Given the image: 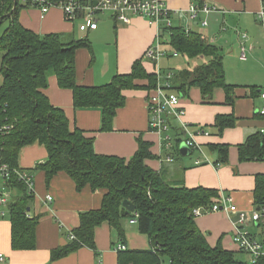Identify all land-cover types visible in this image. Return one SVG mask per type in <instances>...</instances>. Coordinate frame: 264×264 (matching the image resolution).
<instances>
[{"label": "trees", "instance_id": "obj_1", "mask_svg": "<svg viewBox=\"0 0 264 264\" xmlns=\"http://www.w3.org/2000/svg\"><path fill=\"white\" fill-rule=\"evenodd\" d=\"M20 6L18 0H0V25L8 22L0 33V163L9 169L6 185L21 191L5 206L11 223V248L32 250L36 247L35 228L39 217L28 216L33 194L18 178L16 170H19L17 159L21 147L38 141L45 146L47 157L35 170L44 172L46 184L53 175L63 171L74 181L76 190L85 186L93 191L104 190L98 208L79 213L78 225L67 233L74 237L51 250V261L82 246L95 250V229L102 223H108L124 241L122 222L136 217L137 231L147 235L150 247L117 251V264H251L239 258L242 252L239 249H226L220 242L210 245L196 225L193 209L214 203L217 190L171 185L160 170L148 165L147 161L156 156L150 150V142L141 137L129 158L96 153L93 137L86 136L77 127L70 129L64 111L52 105L43 92L52 73L59 87L72 91L75 108H100L101 130H110L117 109L125 104L123 91L154 89L158 81L156 73H148L141 59H136L128 73L115 74L104 84H79L75 53L79 48L91 51L90 41L67 39L60 33L41 35L26 29L18 20ZM163 33L169 35L167 46L171 56L177 52V55L202 60L193 67L172 72L171 90L179 95V102L180 96L197 87L203 99H209L215 88H221L225 100L233 103L234 89L239 85L226 82L218 47L203 32L187 30L181 25L165 27ZM241 87H248L252 97L260 95L261 90L256 86ZM235 120L233 114L217 115L213 124L216 135L233 127ZM174 144L172 153L176 155L179 150L177 142ZM206 147L217 153L215 163L226 162L228 144L207 143L203 145ZM237 153L240 161L264 160V134L259 130L249 134L237 145ZM254 182L257 208L264 203V173L256 174ZM123 199L134 204L133 212L122 207ZM254 264H264V259Z\"/></svg>", "mask_w": 264, "mask_h": 264}, {"label": "crops", "instance_id": "obj_2", "mask_svg": "<svg viewBox=\"0 0 264 264\" xmlns=\"http://www.w3.org/2000/svg\"><path fill=\"white\" fill-rule=\"evenodd\" d=\"M163 1L175 14L181 11L186 13L190 4L198 1L219 7L217 12L208 14L210 22L208 20L207 26L201 25L198 20L185 22L180 16L181 21L177 22L173 17L172 23L203 32L219 49L226 82L239 85L234 89L233 103L225 100V93L221 88H215L209 99H203L197 87H191L187 95L180 96V104L185 109L184 119L210 133L209 137L200 138V142L205 146L207 143L228 144L225 163L218 167L212 163L195 165V158H202L201 154L190 151L184 155L179 149L176 155L170 152L174 155L172 162L165 161L169 152L161 147L159 136L148 128L145 103L147 95L154 89L124 90L125 104L117 109L110 130H101L100 108H75L72 91L59 87L52 73L48 75V85L43 92L52 105L64 111L70 129L77 127L86 136L93 137L96 153L129 158L137 148L138 137H141L150 142V150L156 156L147 161L148 165L160 170L171 185L215 189L218 193L216 200L222 196L229 197L231 201L227 205L234 204L239 211L248 215L255 208L254 181L256 174L264 173V160L240 161L237 145L249 134L264 128V115L259 113L264 105L260 95L252 97L248 87H241L256 86L261 90L260 94L264 92V16L263 19L258 17L262 0ZM107 15L98 17L96 29L81 32L77 28L79 20L67 21L57 7L41 15L38 8L21 4L18 20L23 27L37 34L60 33L67 39L87 38L90 41L91 51L79 48L75 53L79 84H104L115 74L128 73L136 59H141L145 70L148 73L155 72L160 79L172 68L167 60L169 57H178L179 54L171 56L168 46L165 49L162 44L163 49H168V54L156 62L145 56V51L154 43L157 32L155 26L138 16H131L130 21L125 23ZM243 33L247 38L241 37ZM229 41H233L232 45L226 47L225 43L228 44ZM242 46L246 50L245 59L240 58ZM220 114H233L236 120L233 127H227L216 135L213 124L215 117ZM204 150L205 156L214 162L217 153L207 147ZM46 157V148L38 141L24 145L19 151L18 169L33 175V201L28 209V216L39 217L35 228L36 247L32 250L11 248V223L6 205L0 204V253L5 258L0 264H117V252L113 248L119 242L124 243L128 249L144 250L150 247L147 235L137 231L136 223L131 222V219H124V241H121L117 231L108 223H102L95 229V250L82 246L51 261V250L68 243L67 233L78 225L79 213L98 208L104 190L93 191L89 186L76 190L74 181L63 171L53 175L46 184L44 172L35 170V166ZM5 192L10 200L21 194L20 190L8 186ZM46 194L52 196L51 202L44 200ZM237 215L225 210L207 212L195 217V222L210 245L220 242L224 248L238 251L232 240ZM248 225L250 229H257L255 224L248 222Z\"/></svg>", "mask_w": 264, "mask_h": 264}, {"label": "built area", "instance_id": "obj_3", "mask_svg": "<svg viewBox=\"0 0 264 264\" xmlns=\"http://www.w3.org/2000/svg\"><path fill=\"white\" fill-rule=\"evenodd\" d=\"M23 5L38 8L41 15L46 14L51 8H59L64 18L67 21L79 20L77 28L81 32L94 30L97 27L98 17L101 14H109L117 21L128 23L131 16L145 18L149 25L157 28L154 43L145 51V56L156 62L161 57L168 54V49L162 48L168 44L169 35L163 33V28L172 25L171 16L172 10L163 0H20ZM219 7L215 4L203 2L201 4L192 3L188 7L186 13L189 21L198 20L201 25L207 26L208 20L205 18L210 13L217 12ZM203 15V17H201ZM264 16V1L262 0V8L259 11L258 17L263 19ZM188 30V28H187ZM164 35L168 36L164 42ZM243 39L247 36L243 33ZM171 54V51H170ZM173 56H177V52H172ZM240 58H246V50L242 46ZM172 71L168 70L160 79L158 84L148 95L146 99V109L148 112V127L151 131L159 136L161 147L169 153L165 157V161L172 162L174 156L172 153L174 143L177 142L178 149L185 146L189 151L195 150L202 156L195 158L194 164L212 163L215 167L220 164L212 162L205 156L203 144L200 138L209 137L210 133L201 126H194L184 119L185 109L180 105L179 95L171 90ZM264 104V92L260 94ZM260 114L264 115V105L259 110ZM3 128H8L4 126ZM264 134V128L259 130ZM176 132V134H175ZM18 178L22 180L26 188L33 193V175L28 171L16 170ZM9 177V169L5 163H0V204L7 205L10 196L5 192L7 185L6 179ZM46 202L52 201V196L46 194L44 197ZM231 198L220 197L209 206H198L193 209L194 217L201 216L207 212L228 211L231 214H238L237 226L233 232L232 240L236 247L248 256V262L256 263L260 259H264V203L259 207L253 208L247 215L243 211H239L234 204H229ZM3 215V212L1 213ZM136 222V217L130 220ZM249 223L255 224L257 229H250ZM74 236L69 233L68 238ZM127 249V246L119 242L114 248V251ZM5 260L4 255L0 253V262Z\"/></svg>", "mask_w": 264, "mask_h": 264}, {"label": "rangeland", "instance_id": "obj_4", "mask_svg": "<svg viewBox=\"0 0 264 264\" xmlns=\"http://www.w3.org/2000/svg\"><path fill=\"white\" fill-rule=\"evenodd\" d=\"M19 1V3H21V4H23L20 0H18ZM101 15H103V16H108L107 14H101ZM100 16V15H99ZM179 16L181 17V18H184V21L185 22H189V19H188V16H187V13H185V11L183 12V11H181L180 13H172V17H171V21L173 20L172 18L174 17L175 18V20L177 21V22H179V21H181L180 20V18H179ZM205 18L207 19V20H209V22H210V18H209V16L207 15V16H205ZM2 25V26H1ZM0 26H1V28H0V33L7 27V25H8V22H4V23H2ZM172 25H173V23H172ZM197 26H199V25H197ZM202 31V30H201ZM85 34V33H84ZM78 37V36H77ZM164 42H166L167 41V39H168V36L167 35H164ZM232 42L233 41H229L228 42V44L227 43H225V46L227 47H230L231 45H232ZM163 47L164 48H166L167 47V45L165 44V45H163ZM226 54H227V50H226ZM170 59H168L167 60V63H168V65H171L170 67H172V72H177L178 70H180V69H183V68H187L188 66H190V67H193L194 65H196V64H199V63H201V59L200 58H195V59H193V58H187L186 56H183V55H181V54H179L178 55V57H169ZM231 58H233V57H231ZM231 58H229V59H231ZM0 62H1V52H0ZM166 73V72H165ZM162 76H164V74L162 75ZM0 81H1V83H2V75H1V72H0ZM0 83V84H1ZM206 149V148H205ZM10 202V199H9V201H8V203ZM7 203V204H8ZM239 258H241V259H243V260H247L248 261V257L247 256H245L244 254H242V253H240L239 254Z\"/></svg>", "mask_w": 264, "mask_h": 264}, {"label": "water", "instance_id": "obj_5", "mask_svg": "<svg viewBox=\"0 0 264 264\" xmlns=\"http://www.w3.org/2000/svg\"><path fill=\"white\" fill-rule=\"evenodd\" d=\"M15 3H16V1H15ZM180 151H181L182 154H184V155H186V154H188V152H190L189 149L186 148L185 146H181V147H180ZM121 205H122L123 208H125V209H126L127 211H129V212H133V211L135 210V206H134V204H132V203H131L129 200H127V199H123Z\"/></svg>", "mask_w": 264, "mask_h": 264}]
</instances>
